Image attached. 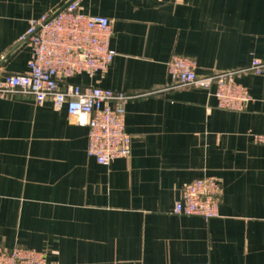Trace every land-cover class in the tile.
Wrapping results in <instances>:
<instances>
[{
  "label": "crops",
  "instance_id": "1",
  "mask_svg": "<svg viewBox=\"0 0 264 264\" xmlns=\"http://www.w3.org/2000/svg\"><path fill=\"white\" fill-rule=\"evenodd\" d=\"M70 0H0V80L27 69L29 22ZM111 21L105 73L66 81L122 91L130 155L87 154L85 126L50 99H0V245L42 251L46 264H264V72L238 73L252 99L221 109L214 86L171 88L166 63L196 74L264 62V0H80ZM215 177L218 215L172 212L182 187Z\"/></svg>",
  "mask_w": 264,
  "mask_h": 264
},
{
  "label": "built area",
  "instance_id": "2",
  "mask_svg": "<svg viewBox=\"0 0 264 264\" xmlns=\"http://www.w3.org/2000/svg\"><path fill=\"white\" fill-rule=\"evenodd\" d=\"M79 5L80 0H70L53 13L29 22L26 33L20 38L27 41L31 49L27 69L23 73L7 74L0 80V99L14 93L30 95L38 105L50 99L55 109H65L74 123L87 127L88 156L98 164L109 165L116 158L130 155L125 107L132 96L66 81L77 75L94 77L105 73L115 55L110 48L111 21L102 15L83 13ZM166 66L171 88L214 86L217 106L231 111L243 110L252 99L236 75L264 72V62L254 60L239 71H213L199 77L195 60L177 54L169 58ZM253 139L264 146V131L254 134ZM220 195V184L215 177L196 178L182 187L172 212L210 219L218 215ZM0 264H46V261L42 251L21 246L6 249L0 245Z\"/></svg>",
  "mask_w": 264,
  "mask_h": 264
},
{
  "label": "rangeland",
  "instance_id": "3",
  "mask_svg": "<svg viewBox=\"0 0 264 264\" xmlns=\"http://www.w3.org/2000/svg\"><path fill=\"white\" fill-rule=\"evenodd\" d=\"M213 72V71H212Z\"/></svg>",
  "mask_w": 264,
  "mask_h": 264
}]
</instances>
